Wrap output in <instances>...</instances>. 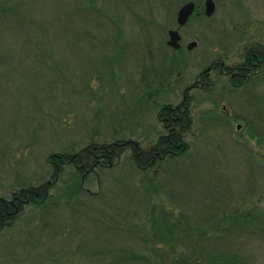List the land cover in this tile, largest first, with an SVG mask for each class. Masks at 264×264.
I'll list each match as a JSON object with an SVG mask.
<instances>
[{
	"label": "rangeland",
	"instance_id": "374dc122",
	"mask_svg": "<svg viewBox=\"0 0 264 264\" xmlns=\"http://www.w3.org/2000/svg\"><path fill=\"white\" fill-rule=\"evenodd\" d=\"M206 1L0 0V198L49 181L52 155L152 146L167 105L193 118L188 152L154 168L130 149L65 164L0 232V264H264V63L222 71L264 54V0H214L211 17Z\"/></svg>",
	"mask_w": 264,
	"mask_h": 264
},
{
	"label": "trees",
	"instance_id": "16d2710c",
	"mask_svg": "<svg viewBox=\"0 0 264 264\" xmlns=\"http://www.w3.org/2000/svg\"><path fill=\"white\" fill-rule=\"evenodd\" d=\"M254 51V61L264 58ZM245 65L242 66L245 67ZM243 71V70H242ZM187 97V96H186ZM167 132L161 135L152 146L145 148L139 141H121L110 144H92L78 153L70 155H52L49 162L54 166L51 179L40 186H32L13 194L11 200L0 198V232L11 226L28 205H42L62 173L65 164L75 165L82 173L92 171L100 164H114L128 149L134 164L141 170L154 168L157 162L166 158H177L185 155L189 146L185 135L193 128L190 102L185 100L178 106H165L158 114ZM103 159L104 161H100ZM236 217V216H235Z\"/></svg>",
	"mask_w": 264,
	"mask_h": 264
},
{
	"label": "water",
	"instance_id": "95a60500",
	"mask_svg": "<svg viewBox=\"0 0 264 264\" xmlns=\"http://www.w3.org/2000/svg\"><path fill=\"white\" fill-rule=\"evenodd\" d=\"M195 3L189 2L185 4L178 12V18L177 22L180 27H183L187 24L189 19L192 17V15L195 13ZM216 11V4L214 0H207L205 3V14L208 17H211ZM170 40L168 42V45L172 47L173 49H179L181 47L180 41L181 36L178 30H171L169 32ZM196 46V43H192L188 46V49H193Z\"/></svg>",
	"mask_w": 264,
	"mask_h": 264
},
{
	"label": "flooded vegetation",
	"instance_id": "af4514ba",
	"mask_svg": "<svg viewBox=\"0 0 264 264\" xmlns=\"http://www.w3.org/2000/svg\"><path fill=\"white\" fill-rule=\"evenodd\" d=\"M249 61H250V63L248 65H246L245 67H243V68L241 66V67H239L237 69H233V70L231 69V70H228V71H224L225 69L223 68L222 71H223L224 74L229 75L233 79H236L237 77L242 76L241 75V74H243V73H241L242 70H243L242 72L245 71L247 73L246 76H250L251 75V71H252V69L255 66H256L257 69H259L261 67V65L264 63V58L257 59L256 61H253V59L251 58ZM224 65H225L224 63H221V66H224ZM211 69H213V67L208 69V71L204 74L205 77L210 75L209 72L212 71Z\"/></svg>",
	"mask_w": 264,
	"mask_h": 264
}]
</instances>
